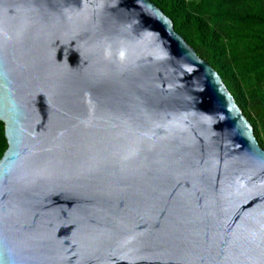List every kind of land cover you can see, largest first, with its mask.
Listing matches in <instances>:
<instances>
[{
    "label": "water",
    "instance_id": "obj_1",
    "mask_svg": "<svg viewBox=\"0 0 264 264\" xmlns=\"http://www.w3.org/2000/svg\"><path fill=\"white\" fill-rule=\"evenodd\" d=\"M151 0H0V264H264V148Z\"/></svg>",
    "mask_w": 264,
    "mask_h": 264
},
{
    "label": "trees",
    "instance_id": "obj_2",
    "mask_svg": "<svg viewBox=\"0 0 264 264\" xmlns=\"http://www.w3.org/2000/svg\"><path fill=\"white\" fill-rule=\"evenodd\" d=\"M222 76L264 148V0H151ZM8 147L0 120V159Z\"/></svg>",
    "mask_w": 264,
    "mask_h": 264
}]
</instances>
